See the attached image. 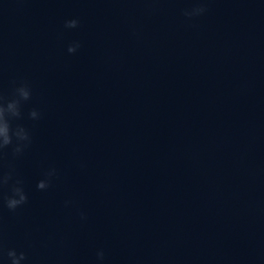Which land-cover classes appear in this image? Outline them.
Returning <instances> with one entry per match:
<instances>
[{
	"label": "clouds",
	"instance_id": "1",
	"mask_svg": "<svg viewBox=\"0 0 264 264\" xmlns=\"http://www.w3.org/2000/svg\"><path fill=\"white\" fill-rule=\"evenodd\" d=\"M206 9L203 6L194 7L191 10H185L184 15L187 17L199 16ZM78 20L72 19L65 22L66 28H75L78 26ZM79 43L70 45L68 47L69 53H75L79 48ZM31 98L30 86L27 83H22L19 87L14 89L13 98L5 101L4 97L0 96V153L13 146V155H19L23 150L31 143V137L29 132L20 125L15 128L12 127L11 121L13 119H19L22 116L21 103L28 101ZM31 119L36 120L39 118V113L36 110H32L29 113ZM15 138V144H14ZM56 174L55 169H51L45 173V179H41L37 183V188L45 190L50 186L51 178ZM14 170H10L7 173L0 175V189L5 186H9L13 181ZM22 181L16 179L10 185V194L3 195V205L7 207L9 211H15L17 208L25 205L28 201V196L24 191ZM67 203V202H66ZM82 219L83 214H82ZM4 254L3 247L0 246V256ZM7 258L10 264H22V261L27 259L26 254L23 251L17 252L16 249H8L6 252ZM98 260L104 259V252L102 250L97 252Z\"/></svg>",
	"mask_w": 264,
	"mask_h": 264
}]
</instances>
